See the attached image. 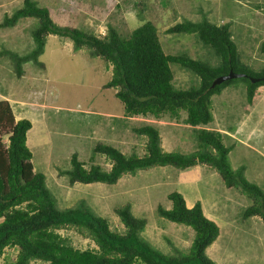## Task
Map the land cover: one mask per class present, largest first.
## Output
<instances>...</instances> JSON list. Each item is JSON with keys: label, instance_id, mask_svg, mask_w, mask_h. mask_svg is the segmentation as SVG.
I'll use <instances>...</instances> for the list:
<instances>
[{"label": "rangeland", "instance_id": "1", "mask_svg": "<svg viewBox=\"0 0 264 264\" xmlns=\"http://www.w3.org/2000/svg\"><path fill=\"white\" fill-rule=\"evenodd\" d=\"M4 1L9 3L3 7L1 18L21 4V0ZM34 1L46 8L56 25L72 26L98 37L106 33L108 25L125 36L142 22L150 21L156 28L164 53L186 54L207 60L211 65L215 64V57L211 53L208 55L194 34H167L165 29L183 20L204 18L215 25L228 22L239 66L253 71L264 68V54L259 51V44L264 41V0ZM34 25L35 19L28 17L18 19L14 26L0 28V50L17 54L27 52L33 45L29 30ZM38 60L43 66L25 62L21 65V76L14 78L12 62L6 55H0V94L7 97L5 100L15 119L30 121L25 140L31 152L30 162L34 170L44 175L45 185L58 208L81 203L105 218L111 230L121 232L123 227L114 209L129 203L131 213L145 220L141 237L162 253L177 254L187 251L193 230L158 216L155 207L170 208L166 194L175 190L176 184L192 179L204 215L212 216L218 226L216 239L205 249L206 256L216 264H264V224L258 216H241L252 198L238 187L224 186L218 174L204 164L184 169L153 166L134 174L124 173L113 184L76 182L68 185L57 169L68 167L72 152L85 167L97 163L104 169L109 164L102 155L95 154L89 160L96 143L111 145L126 156L142 155L145 137L133 131L140 125L149 124L158 130L164 151L192 152L196 149V139L192 127L181 120L184 112L177 118L168 114L160 118L125 116L122 104L113 95L114 90L102 87L110 76L109 65L99 57H89L85 47L72 49L68 38L47 35ZM169 67L173 90L197 85L193 73L175 63H170ZM231 86L211 95L209 110L213 119L200 127L231 131L246 109L253 108L248 122L259 128L254 134L258 136L256 143L251 141L254 146L245 147L223 134L220 138L229 147L227 161L230 167L237 169L248 182L264 189V147L261 146L264 145V115L260 103L253 106L255 97L251 102L246 100L241 80ZM0 99L3 98L0 96ZM187 193L190 192L183 190L185 197ZM57 232L75 248H95L88 237L74 228H61ZM15 253L14 248H5L0 255V264L13 260ZM30 263L46 264L39 260Z\"/></svg>", "mask_w": 264, "mask_h": 264}, {"label": "trees", "instance_id": "2", "mask_svg": "<svg viewBox=\"0 0 264 264\" xmlns=\"http://www.w3.org/2000/svg\"><path fill=\"white\" fill-rule=\"evenodd\" d=\"M28 17L35 19V25L29 30L32 47L23 54L0 50V55H6L12 62L16 77L21 76V65L25 62L43 66L38 56L47 35L66 37L72 49L85 47L89 57H99L109 65L110 76L102 87L114 90L113 95L122 104L125 116L160 118L168 114L177 118L184 112L181 120L192 127L196 139V149L192 152L164 151L158 130L149 124L140 125L133 131L145 137L142 155L126 156L111 145L96 143L89 160L95 154L102 155L109 164L104 169L97 163L85 167L72 152L68 167L57 169L68 185L76 182L113 184L124 173L134 174L153 166L184 169L204 164L218 174L224 186L238 187L252 198L241 216H258L264 224V189L248 182L237 169L230 167L229 147L221 142L219 131L200 127L213 119L209 110L211 95L241 80L246 100L251 102L256 89L264 88V68L253 71L239 66L228 22L215 25L204 18L183 20L165 29L167 34H194L208 55L215 57V64L211 65L207 60L186 54L164 53L150 21L142 22L125 36L108 25L106 33L98 37L72 26L56 25L46 8L38 6L34 0H21L19 7L3 15L0 28L14 26L18 19ZM259 51L264 54V41L260 42ZM170 63L193 73L197 85L173 90ZM229 70L244 75L211 85L213 79ZM249 78L257 80L251 82ZM30 126L26 118L15 119L8 102L0 99V255L7 247L16 250L14 259L6 264H31L34 260L46 264H216L206 256L205 249L216 239L218 226L203 214L198 200L186 207L176 190L166 194L170 208L156 205L155 211L158 216L193 230L187 251L177 254L162 253L141 237L145 220L131 213L129 203L114 209L123 227L121 232L111 230L105 218L81 203L58 208L45 185L44 175L34 170L30 162L31 152L25 143ZM61 228H74L88 237L95 248L73 247L57 232Z\"/></svg>", "mask_w": 264, "mask_h": 264}, {"label": "crops", "instance_id": "3", "mask_svg": "<svg viewBox=\"0 0 264 264\" xmlns=\"http://www.w3.org/2000/svg\"><path fill=\"white\" fill-rule=\"evenodd\" d=\"M8 3H9V1L3 2V0H0V13H2V11L4 13L3 7L7 6ZM124 16L125 15H123V17ZM0 19H1V16H0ZM14 78H19V77H16L14 75ZM258 94H259V96L257 97ZM0 96H1V98L7 100V97H5L1 94H0ZM254 97H255V100H253V106H255L256 103H260L259 106L261 107V113L263 112V115H264V89L258 88V93ZM256 97H257V99H256ZM246 110L247 111L241 117V120H239L236 123L233 130L230 131V130H226V129H222V130L217 129V131H219L220 134L227 136V138L236 140L239 143L243 144L245 147L249 148V147H252V145H253V144H251V141H254V143H256V141H257L256 139L258 138V136H255L254 134H256V132L259 128L257 127L256 124H254L252 126L248 122L250 117L253 114V111H254L253 108H251L249 106V108H247ZM212 129H214V128H212ZM214 130H216V129H214ZM261 146L264 147V145H261ZM262 149H264V148H262ZM175 190L177 192H179L182 195V197L184 198V202H185L186 207H191L192 204L194 203V201H196V200L199 201V196L197 195L198 189H197V186L195 185V183L193 182L192 179L188 180L187 183H184V184L182 183L181 185L176 184ZM183 190H185V191L187 190V192H190V193L189 194L187 193V196L185 197L183 195ZM205 216L217 224L216 220L212 216H209V215H205Z\"/></svg>", "mask_w": 264, "mask_h": 264}, {"label": "water", "instance_id": "4", "mask_svg": "<svg viewBox=\"0 0 264 264\" xmlns=\"http://www.w3.org/2000/svg\"><path fill=\"white\" fill-rule=\"evenodd\" d=\"M243 75H244L243 73H235V72H232L231 70H229L226 74L219 75L215 79H213L211 85L218 84L221 81L226 80V79H230V78H233V77H240V76H243ZM249 80L251 82H253V81L257 80V78H249Z\"/></svg>", "mask_w": 264, "mask_h": 264}, {"label": "built area", "instance_id": "5", "mask_svg": "<svg viewBox=\"0 0 264 264\" xmlns=\"http://www.w3.org/2000/svg\"><path fill=\"white\" fill-rule=\"evenodd\" d=\"M103 35V33H101Z\"/></svg>", "mask_w": 264, "mask_h": 264}]
</instances>
